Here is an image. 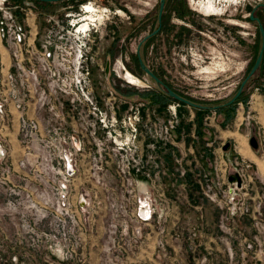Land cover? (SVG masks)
Instances as JSON below:
<instances>
[{
	"label": "rangeland",
	"instance_id": "obj_1",
	"mask_svg": "<svg viewBox=\"0 0 264 264\" xmlns=\"http://www.w3.org/2000/svg\"><path fill=\"white\" fill-rule=\"evenodd\" d=\"M84 2L5 4L20 19V7L32 9L39 37L47 15ZM159 2L103 0L87 53L94 108L63 94L59 117L45 111L36 137L22 134L16 115L0 123V264H264V50L227 103L261 48L250 15L264 29V0H216L214 14L164 0L160 30L140 44L159 26ZM138 57L207 108L173 99ZM235 169L244 185L231 192Z\"/></svg>",
	"mask_w": 264,
	"mask_h": 264
},
{
	"label": "built area",
	"instance_id": "obj_2",
	"mask_svg": "<svg viewBox=\"0 0 264 264\" xmlns=\"http://www.w3.org/2000/svg\"><path fill=\"white\" fill-rule=\"evenodd\" d=\"M6 1H0V46L10 63L5 66L0 52V123L8 117L12 121L16 115L22 134L36 137L40 134L39 122L46 119L45 111L50 112L51 118L59 117L55 110L60 105L59 96L73 93L80 96L82 103L95 107L88 89V42L100 28L108 8L103 6V0H86L77 10L69 8L60 16L47 15L44 29L35 37L38 32L32 9L20 7V19ZM30 105L35 108L31 115ZM104 115L100 112L101 122ZM68 165L71 167L70 160ZM235 174L239 184L228 179ZM229 176L231 192L244 185L240 171ZM149 216L150 209H144L143 219Z\"/></svg>",
	"mask_w": 264,
	"mask_h": 264
},
{
	"label": "water",
	"instance_id": "obj_3",
	"mask_svg": "<svg viewBox=\"0 0 264 264\" xmlns=\"http://www.w3.org/2000/svg\"><path fill=\"white\" fill-rule=\"evenodd\" d=\"M42 1H48V2H51V1H57V0H42ZM163 7H164V0H160L159 2V7H158V22H159V26L153 30L150 34H155L158 32L159 28H160V22H161V16H162V11H163ZM250 19H253V16L250 15ZM259 30H260V33H261V38H262V43H261V48L258 52V55L256 57V60L252 66V68L250 69V71L246 74V76L244 77V79L242 80V82L240 83L235 95L227 102L228 104L229 103H232L234 102V100L239 96V94L241 93L242 91V88L244 86V84L246 83V81L255 73V71L257 70V68L259 67L260 63H261V60H262V56H263V50H264V29H263V26L262 24L259 22ZM146 35L140 42V44L142 42H144L147 37L150 35ZM139 58V64L141 66V68L149 75L151 76L167 93L169 96H171L173 99L177 100V101H180V102H183L185 104H188V105H191L193 106L194 103L191 102L190 100L184 98L183 96L175 93L169 86L165 85L160 78H158L154 72H152L149 68L145 67L141 58ZM250 145L255 148L257 146V142L255 140V138H251L250 139ZM228 146V144H226L224 146V148L226 149ZM229 180H233L235 179L237 181V183L239 184L240 183V179L239 177L235 174V175H232V176H229L228 177Z\"/></svg>",
	"mask_w": 264,
	"mask_h": 264
},
{
	"label": "bare ground",
	"instance_id": "obj_4",
	"mask_svg": "<svg viewBox=\"0 0 264 264\" xmlns=\"http://www.w3.org/2000/svg\"><path fill=\"white\" fill-rule=\"evenodd\" d=\"M220 1V0H219ZM223 1H228V2H232V1H235L236 2V0H223ZM198 5L199 6H203L204 7V10H205V12H206V14H214V13H221V12H219L218 11V7H217V5H216V0L214 1V0H200L199 2H198ZM208 70V69H207ZM124 78H126V79H128L127 81L129 82V83H131V84H133V85H139V84H141V82H140V80L139 79H137V78H135L133 75H131L127 70L124 72ZM257 142V141H256ZM242 143V142H241ZM245 144V143H244ZM241 145V144H240ZM242 145H243V143H242ZM245 147H246V145H245ZM257 147V146H256ZM255 147V148H256ZM240 149V148H239ZM247 149V148H246ZM245 149V150H246ZM242 150H244V148L242 149ZM246 153V152H245ZM248 150H247V155H248ZM251 153V152H250ZM242 154H243V151H242ZM246 155V156H247ZM252 155V154H251ZM249 157H250V155H249ZM253 157V156H252ZM251 158V157H250ZM260 166V165H259ZM264 168V167H263ZM145 205V204H144ZM142 211L144 212V209H142Z\"/></svg>",
	"mask_w": 264,
	"mask_h": 264
},
{
	"label": "flooded vegetation",
	"instance_id": "obj_5",
	"mask_svg": "<svg viewBox=\"0 0 264 264\" xmlns=\"http://www.w3.org/2000/svg\"><path fill=\"white\" fill-rule=\"evenodd\" d=\"M57 1H66V0H57ZM57 1H51V2H57ZM69 1H77V0H69ZM200 0H191V4L192 5H194V4H197V2H199ZM46 2H48V1H46ZM217 4V3H216ZM192 7V6H191ZM194 7V6H193ZM192 7V8H193ZM195 8V7H194ZM254 12V11H253ZM253 16V19L252 20H256L257 22H258V26H259V22H260V20H259V18L258 17H256V16H254V15H252ZM221 21H223V19H221ZM261 23V22H260ZM159 30H160V28H159ZM158 30V31H159ZM232 33H233V29H232V27H227V29H226V34L227 35H232ZM157 33H155V34H150L147 38H154L155 37V35H156ZM232 37V36H231ZM244 79V78H243ZM242 79V80H243ZM247 82V81H246ZM240 85V84H239ZM245 85V84H244ZM244 87V86H243ZM243 89V88H242ZM242 92V91H241ZM241 94V93H240ZM239 94V95H240ZM192 102V101H191ZM194 103V105H193V107H195V108H198V109H200V110H205L206 108H207V105H200V104H197V103H195V102H193Z\"/></svg>",
	"mask_w": 264,
	"mask_h": 264
},
{
	"label": "crops",
	"instance_id": "obj_6",
	"mask_svg": "<svg viewBox=\"0 0 264 264\" xmlns=\"http://www.w3.org/2000/svg\"><path fill=\"white\" fill-rule=\"evenodd\" d=\"M2 48V49H1ZM5 50H4V47L1 45V47H0V52L2 53V59H3V56L5 57L4 58V63H5V66L7 67V66H9V59H7L6 58V55H4L6 52H4ZM263 213H264V208H263ZM254 217V215H251V216H248V217ZM242 227H243V229L245 228H247V230H249V229H251V222L247 219L246 221L244 220V221H242ZM245 234V236L248 238V240L251 238V235L252 234H249V235H247L246 233H244ZM260 242H259V244L258 245H260V248H261V250L262 251H264V241L263 240H259Z\"/></svg>",
	"mask_w": 264,
	"mask_h": 264
},
{
	"label": "trees",
	"instance_id": "obj_7",
	"mask_svg": "<svg viewBox=\"0 0 264 264\" xmlns=\"http://www.w3.org/2000/svg\"><path fill=\"white\" fill-rule=\"evenodd\" d=\"M37 1H39V0H37ZM164 83V82H163ZM159 97V96H158ZM160 97H162V95H160ZM160 101V100H159ZM159 101H157L158 103H160Z\"/></svg>",
	"mask_w": 264,
	"mask_h": 264
}]
</instances>
